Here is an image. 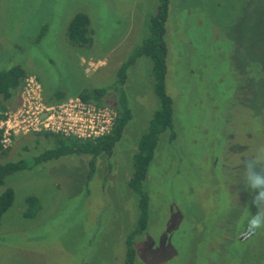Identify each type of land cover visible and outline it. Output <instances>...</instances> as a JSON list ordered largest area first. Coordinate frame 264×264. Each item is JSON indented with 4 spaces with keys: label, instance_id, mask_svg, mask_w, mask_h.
Instances as JSON below:
<instances>
[{
    "label": "rangeland",
    "instance_id": "374dc122",
    "mask_svg": "<svg viewBox=\"0 0 264 264\" xmlns=\"http://www.w3.org/2000/svg\"><path fill=\"white\" fill-rule=\"evenodd\" d=\"M157 10L158 0H0V71L19 67L63 97L103 89L102 105L113 109L123 91L131 112L90 179L86 154L35 163L56 146L42 134L0 151L1 164L27 165L0 187L13 191L0 264H125L138 215L132 155L158 101L147 58L135 59L121 89L116 73ZM76 13L89 17L83 46L67 33ZM164 39L173 138L159 136L147 171L149 219L133 240V264H264V230L247 232L258 208L244 176L246 161L264 156V0H169ZM30 196L35 213L25 217Z\"/></svg>",
    "mask_w": 264,
    "mask_h": 264
},
{
    "label": "trees",
    "instance_id": "16d2710c",
    "mask_svg": "<svg viewBox=\"0 0 264 264\" xmlns=\"http://www.w3.org/2000/svg\"><path fill=\"white\" fill-rule=\"evenodd\" d=\"M168 3L169 0H158L157 13L148 19V36L143 40L140 47L133 51L131 57L123 62L116 73V84L121 89L126 81V70L134 64L135 59L140 57L147 58L151 64V75L153 78L151 89L158 101L156 109L151 113L147 127L136 141V148L132 155V171L127 182L128 188L136 197L138 215L132 230L125 239V264H133L135 257L133 240L136 236L142 234L147 227L149 207L148 193L145 191L144 185L159 136L162 133L169 132V139L173 138L171 131L172 100L165 90L167 45L164 36L165 23L168 17ZM89 31V17L85 13H76L67 26L69 40L75 46H83L89 42ZM25 75L26 72L16 66L6 71H0V109H4L11 104ZM246 89L247 85L241 89V93L238 95V98L243 100V102H246L243 98L244 94L248 92V90L245 92ZM104 92L103 89H93L88 92L82 91L76 95L84 101L102 105L101 99ZM63 98V95L58 94V92L45 91L44 94V99L48 103L58 102ZM114 110L116 117L110 133L93 141L65 138L61 135L50 133H39L46 138H51L56 146L52 150H45L35 157V163L66 154H86L91 156L87 163L88 172L86 175V179H90L95 171L96 157L100 154H110L113 151L115 144L121 139L124 129L131 119V112L123 91H120V99ZM0 151L4 150L0 149ZM25 167L27 165L25 166V162L22 161L0 163V187H3L4 179L7 175L23 170ZM240 169L243 171V168ZM235 171L234 174H236ZM241 171L239 172L242 173ZM12 201L13 191L11 188H5L0 192V219L6 209L12 204ZM25 203L27 207L23 215L25 217L34 215L37 203L36 198L33 196L27 197Z\"/></svg>",
    "mask_w": 264,
    "mask_h": 264
},
{
    "label": "built area",
    "instance_id": "2783aa9c",
    "mask_svg": "<svg viewBox=\"0 0 264 264\" xmlns=\"http://www.w3.org/2000/svg\"><path fill=\"white\" fill-rule=\"evenodd\" d=\"M115 117L112 107L79 96L48 103L36 76L26 74L13 103L0 109V149L11 147L17 137L39 133L93 141L110 133Z\"/></svg>",
    "mask_w": 264,
    "mask_h": 264
},
{
    "label": "clouds",
    "instance_id": "9594fccd",
    "mask_svg": "<svg viewBox=\"0 0 264 264\" xmlns=\"http://www.w3.org/2000/svg\"><path fill=\"white\" fill-rule=\"evenodd\" d=\"M264 156L249 160L245 163V180L248 187L253 190L256 195L254 203L258 211L252 215L247 221V232L254 235L258 230H264Z\"/></svg>",
    "mask_w": 264,
    "mask_h": 264
},
{
    "label": "crops",
    "instance_id": "0c3cea01",
    "mask_svg": "<svg viewBox=\"0 0 264 264\" xmlns=\"http://www.w3.org/2000/svg\"><path fill=\"white\" fill-rule=\"evenodd\" d=\"M99 62H100V61H99ZM43 94H45V90H43ZM75 96H77V95H75ZM68 97H70V96H68ZM65 98H66V97H64L63 99H65ZM63 99H62V100H63ZM11 103H13V101H12ZM127 126H128V125H127ZM127 126H126V128H127ZM126 128H125V129H126ZM125 129H124V132H125ZM124 132H123V134H124ZM21 137H24V136H21ZM17 139H18V137L14 140V142H16ZM14 142H13V143H14Z\"/></svg>",
    "mask_w": 264,
    "mask_h": 264
}]
</instances>
